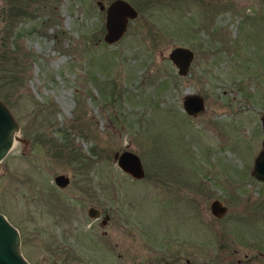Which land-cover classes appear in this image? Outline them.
I'll return each mask as SVG.
<instances>
[{"label": "rangeland", "instance_id": "rangeland-1", "mask_svg": "<svg viewBox=\"0 0 264 264\" xmlns=\"http://www.w3.org/2000/svg\"><path fill=\"white\" fill-rule=\"evenodd\" d=\"M98 1L0 0V97L19 124L0 161V211L23 254L32 264H264V181L251 174L264 0H128L138 15L113 43ZM178 44L194 50L186 75L168 58ZM193 92L199 115L183 107ZM123 149L139 154L144 177L119 167ZM214 198L227 205L221 217Z\"/></svg>", "mask_w": 264, "mask_h": 264}, {"label": "water", "instance_id": "water-1", "mask_svg": "<svg viewBox=\"0 0 264 264\" xmlns=\"http://www.w3.org/2000/svg\"><path fill=\"white\" fill-rule=\"evenodd\" d=\"M100 9H105V32L103 40L113 43L125 33L129 19L138 15L137 8L128 0H111L107 5L98 1ZM168 58L177 69L178 74L186 75L194 58V51L187 45H174L168 52ZM183 107L188 114L199 115L205 110L204 97L197 92L187 93L183 97ZM262 126V147L254 157L251 174L258 180L264 181V109L260 114ZM19 131V124L6 102L0 97V161L12 147L14 132ZM119 167L134 178H142L145 169L141 157L131 149L115 151ZM57 185L64 187L69 182V176L58 173L54 176ZM227 205L218 198L210 202V211L217 217L227 212ZM91 217H99L100 209L91 205L87 209ZM106 219H102L104 223ZM0 264H32L21 249L20 231L5 213L0 211Z\"/></svg>", "mask_w": 264, "mask_h": 264}, {"label": "bare ground", "instance_id": "bare-ground-1", "mask_svg": "<svg viewBox=\"0 0 264 264\" xmlns=\"http://www.w3.org/2000/svg\"><path fill=\"white\" fill-rule=\"evenodd\" d=\"M18 136V131L14 132V138L16 139V137Z\"/></svg>", "mask_w": 264, "mask_h": 264}, {"label": "flooded vegetation", "instance_id": "flooded-vegetation-1", "mask_svg": "<svg viewBox=\"0 0 264 264\" xmlns=\"http://www.w3.org/2000/svg\"><path fill=\"white\" fill-rule=\"evenodd\" d=\"M193 51H194V50H193ZM190 66H191V65H190ZM176 70H177V69H176ZM100 212H101V210H100ZM186 261H189L188 258L186 259ZM238 262H239V261H238Z\"/></svg>", "mask_w": 264, "mask_h": 264}, {"label": "trees", "instance_id": "trees-1", "mask_svg": "<svg viewBox=\"0 0 264 264\" xmlns=\"http://www.w3.org/2000/svg\"><path fill=\"white\" fill-rule=\"evenodd\" d=\"M22 6V5H21Z\"/></svg>", "mask_w": 264, "mask_h": 264}]
</instances>
